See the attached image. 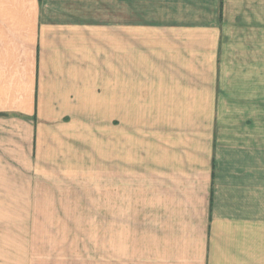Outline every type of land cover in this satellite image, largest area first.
<instances>
[{
  "label": "crops",
  "instance_id": "1",
  "mask_svg": "<svg viewBox=\"0 0 264 264\" xmlns=\"http://www.w3.org/2000/svg\"><path fill=\"white\" fill-rule=\"evenodd\" d=\"M139 2L0 0V179L49 178L57 141L104 131L122 264H263L264 124L235 99L264 95L253 73L226 71L241 67L226 54L242 50L244 17L226 0ZM16 253L0 264H32Z\"/></svg>",
  "mask_w": 264,
  "mask_h": 264
},
{
  "label": "rangeland",
  "instance_id": "2",
  "mask_svg": "<svg viewBox=\"0 0 264 264\" xmlns=\"http://www.w3.org/2000/svg\"><path fill=\"white\" fill-rule=\"evenodd\" d=\"M135 1H140V10L143 11L148 5L153 6L155 0L149 3V0H131V6ZM221 8L231 20L237 15L235 22L240 16L244 17L240 28L242 50L235 49L226 54L227 64L238 60L241 67H227L226 71L253 73V87L255 85L264 95V0H226ZM145 18L142 15V21ZM235 86L238 90V85ZM248 90H252V86L249 89L240 87V94L236 95H244ZM235 101L236 107L241 105L243 108L244 102L250 104L249 114L245 116L248 124L253 120L256 121L253 123L264 124L261 121L264 99L248 101L237 98ZM139 120L140 117H130L131 154L132 143L137 139L133 127L140 123ZM153 120L154 117H141V125H151ZM118 124L114 122L115 138ZM149 130L150 135L146 136ZM138 137L142 145H152V129L149 127ZM106 140L107 132L103 131L99 132L97 139H75L68 142L70 146H59L57 141L56 148L49 149L45 155V159L53 162L42 165V168H49L50 173L46 174L49 178H35L39 174H34L33 178L29 175L23 180L0 179V185H3L0 189V251H16L21 257L31 259L32 264H112V259L113 264H122L116 253L117 241H120L115 232L116 213L114 233L107 227ZM9 182L16 185L11 193L4 187ZM124 214L128 221L130 212ZM125 246L128 252L130 244ZM125 264H128L127 259Z\"/></svg>",
  "mask_w": 264,
  "mask_h": 264
}]
</instances>
